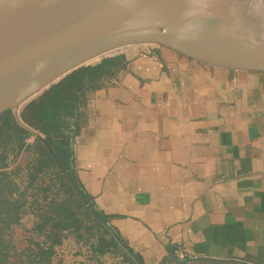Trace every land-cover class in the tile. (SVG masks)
Returning a JSON list of instances; mask_svg holds the SVG:
<instances>
[{"label":"crops","instance_id":"obj_1","mask_svg":"<svg viewBox=\"0 0 264 264\" xmlns=\"http://www.w3.org/2000/svg\"><path fill=\"white\" fill-rule=\"evenodd\" d=\"M127 61L78 108L72 162L145 264H264V72L212 67L167 47ZM181 257V258H182Z\"/></svg>","mask_w":264,"mask_h":264},{"label":"water","instance_id":"obj_2","mask_svg":"<svg viewBox=\"0 0 264 264\" xmlns=\"http://www.w3.org/2000/svg\"><path fill=\"white\" fill-rule=\"evenodd\" d=\"M136 44L212 67L264 72V0H0V115L11 111L42 141L84 208L140 264L89 208L47 139L20 117L76 68Z\"/></svg>","mask_w":264,"mask_h":264},{"label":"trees","instance_id":"obj_3","mask_svg":"<svg viewBox=\"0 0 264 264\" xmlns=\"http://www.w3.org/2000/svg\"><path fill=\"white\" fill-rule=\"evenodd\" d=\"M93 62V61H92ZM82 65L29 101L21 110L23 122L44 136L67 170L89 208L107 224L140 264L143 258L135 253L111 225V216L100 210L93 196L83 186L72 162L71 143L78 127L71 120L88 94L118 78L127 66L125 56L114 50L96 62ZM32 216L31 231L41 237L37 249L28 252L32 264H48L69 236L88 245L89 262L104 264L112 256L117 264H138L117 243L110 231L96 220L42 143L15 120L11 111L0 115V264H12L16 250L11 231ZM23 251L21 254H24ZM33 255V257H32ZM159 264H247L233 260L179 257L174 248Z\"/></svg>","mask_w":264,"mask_h":264},{"label":"rangeland","instance_id":"obj_4","mask_svg":"<svg viewBox=\"0 0 264 264\" xmlns=\"http://www.w3.org/2000/svg\"><path fill=\"white\" fill-rule=\"evenodd\" d=\"M97 60L98 59L93 62H96ZM32 225L33 218L32 216L27 215L24 217L22 225L15 226L11 231L12 240L16 245V250L10 257L12 264H32L31 257H27L26 254L28 252L35 254V251L32 250L37 249L36 242L41 240V237H37L30 230ZM23 251H25V253L21 254ZM89 255L88 245H83L77 242L73 236H69L62 246L57 247V254L53 256L51 262L48 264L88 263ZM103 261L104 264H117L110 255L105 256Z\"/></svg>","mask_w":264,"mask_h":264},{"label":"built area","instance_id":"obj_5","mask_svg":"<svg viewBox=\"0 0 264 264\" xmlns=\"http://www.w3.org/2000/svg\"><path fill=\"white\" fill-rule=\"evenodd\" d=\"M179 257H182V256H179Z\"/></svg>","mask_w":264,"mask_h":264}]
</instances>
